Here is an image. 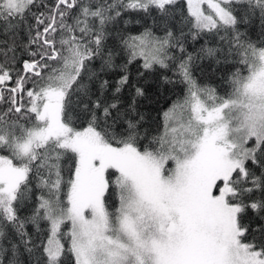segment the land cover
<instances>
[{"label":"snow or ice","instance_id":"snow-or-ice-1","mask_svg":"<svg viewBox=\"0 0 264 264\" xmlns=\"http://www.w3.org/2000/svg\"><path fill=\"white\" fill-rule=\"evenodd\" d=\"M157 65L182 91L152 116ZM25 253L264 264V0H0V264Z\"/></svg>","mask_w":264,"mask_h":264},{"label":"trees","instance_id":"trees-1","mask_svg":"<svg viewBox=\"0 0 264 264\" xmlns=\"http://www.w3.org/2000/svg\"><path fill=\"white\" fill-rule=\"evenodd\" d=\"M125 18H131L133 20L137 19L138 17L134 13H130L129 15L125 16ZM147 23H151V21H147ZM128 31H130L132 34H138L139 32L143 31V27L139 25H130ZM157 34L159 35V31H157ZM253 38H255V33H253ZM203 39H200L199 41H192L191 38H189L188 44H187V51L195 53L196 50H198L201 47V44H203ZM122 61L118 60L117 63H121ZM143 63L142 60H139L137 62L132 63L129 66V71L132 76V82L133 83H144V81H137V72L138 70H141V64ZM205 65L208 64V61L203 62ZM168 75L171 76L172 72L170 70L161 69L158 65L145 77V80L148 81V92L150 99L152 100V103L149 105L148 101H141L142 105L147 106L145 110H150L152 116H156L157 111H163L164 109L168 108L172 101L176 99V96L172 93L174 91H182L181 88L173 89L172 85L165 84L162 81V77ZM220 73H217L216 76L218 77ZM201 83H210L212 86L218 85L220 81L217 78H212L211 80H204L201 79ZM130 86L128 88H125L122 92V98L127 101L130 97ZM223 90L221 89V93ZM155 127V125H153ZM27 213H22L21 215H26ZM46 227V226H45ZM28 231H33V226L28 225ZM22 260L24 261V264H27L28 256L25 253L22 256Z\"/></svg>","mask_w":264,"mask_h":264}]
</instances>
